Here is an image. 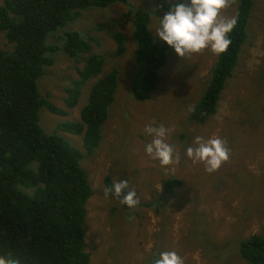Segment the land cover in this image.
Instances as JSON below:
<instances>
[{
	"label": "rangeland",
	"instance_id": "obj_1",
	"mask_svg": "<svg viewBox=\"0 0 264 264\" xmlns=\"http://www.w3.org/2000/svg\"><path fill=\"white\" fill-rule=\"evenodd\" d=\"M132 1L138 7L156 10L150 30L162 43L155 28L172 0H162L167 8H158L159 0ZM238 3L229 0L220 18H234ZM127 11L121 3L84 10L76 23L49 38L57 44L65 30L90 31L97 38L94 52L105 54L107 61L102 73L82 87L80 102L69 116L41 109L40 123L48 131L57 129L64 119H80L93 83L116 66L120 70L116 100L96 151L86 154L81 135L62 133L85 153L82 166L94 190L87 202L86 224L91 264H137L152 259L158 251H175L184 264H248L239 254L240 242L255 233L264 235V0H254L249 37L239 63L221 94L217 113L205 123L192 121L190 112L209 85L218 55L208 49L181 58L172 49L152 97L138 101L133 82L140 77V67ZM109 29L122 30L125 35L126 50L120 56L114 55L117 42ZM0 48L14 49L1 29ZM88 55L81 54V62H76L58 52L55 65L39 82L42 94L51 93L53 100L65 107L66 87L80 78L78 68ZM149 126L169 129L166 142L179 157L171 165L162 166L145 152L152 140L145 131ZM197 136L206 140L219 137L230 149V159L218 171L209 173L202 162L187 157L186 149L195 146ZM106 176H111L113 183L128 180L140 204L128 210L119 199L106 195ZM171 177L182 183L167 195L163 185ZM118 204L123 207L120 211Z\"/></svg>",
	"mask_w": 264,
	"mask_h": 264
},
{
	"label": "trees",
	"instance_id": "obj_2",
	"mask_svg": "<svg viewBox=\"0 0 264 264\" xmlns=\"http://www.w3.org/2000/svg\"><path fill=\"white\" fill-rule=\"evenodd\" d=\"M115 3L128 7L125 16L132 20L140 67L133 93L136 100L145 101L157 89L161 69L172 51L166 42L158 43L150 30L156 10L138 7L132 0H4L0 4V29L14 44L12 51L0 48V258L7 264H91L86 224L87 202L94 190L82 166L85 153L62 133L81 135L86 154L96 151L116 100L119 68L93 83L80 119H64L57 129L48 131L40 123V111L46 108L57 116H69L80 102L82 87L102 73L107 61L105 54L94 52L97 38L90 31L65 30L57 44L49 42L50 36L76 23L84 10L105 9ZM162 7L167 8L159 0L158 8ZM253 7L254 0H239L234 17L238 23L230 33L232 45L218 56L209 85L190 112L192 121L205 123L217 113L221 94L249 37ZM109 32L117 42L114 55H122L124 33ZM60 51L76 62H81V54H89L78 68L80 78L66 87L65 107L51 93L42 94L39 86ZM106 181L110 188L111 176ZM181 183L178 177L167 179L164 194ZM122 208L118 204L117 209ZM239 254L248 264H264V235L255 233L242 240ZM152 259L137 264H151Z\"/></svg>",
	"mask_w": 264,
	"mask_h": 264
},
{
	"label": "clouds",
	"instance_id": "obj_3",
	"mask_svg": "<svg viewBox=\"0 0 264 264\" xmlns=\"http://www.w3.org/2000/svg\"><path fill=\"white\" fill-rule=\"evenodd\" d=\"M229 0H172L169 10L159 17L155 28L158 37L174 49L179 57L201 54L210 49L220 56L227 53L232 45L230 33L237 26V19H221V10ZM152 140L145 146V152L162 166L171 165L179 157L174 147L167 143L169 129L164 126L145 129ZM194 147L186 149V155L193 162H202L206 171L214 173L230 159V149L219 138L197 136ZM106 195L119 199L128 210L140 204L137 191L130 187L128 180H119L106 190ZM131 219V217H130ZM0 264L7 262L0 258ZM151 264H184V259L175 251H158Z\"/></svg>",
	"mask_w": 264,
	"mask_h": 264
}]
</instances>
